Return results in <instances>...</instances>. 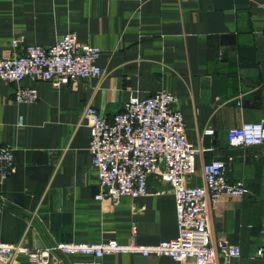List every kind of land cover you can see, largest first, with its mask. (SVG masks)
I'll return each mask as SVG.
<instances>
[{
	"label": "crops",
	"instance_id": "1",
	"mask_svg": "<svg viewBox=\"0 0 264 264\" xmlns=\"http://www.w3.org/2000/svg\"><path fill=\"white\" fill-rule=\"evenodd\" d=\"M68 33L102 50V77L60 87L25 78L23 87L38 90L34 103L18 102L17 85L0 78V144L15 162L0 178V242L47 249L177 238L176 200L156 175L145 196L118 205L97 199L101 180L82 117L92 105L112 119L132 95L166 91L179 98L187 137L199 149L187 186H203V165L218 159L228 163L229 180L249 190L222 196L210 210L214 244L228 240L241 250L239 258L219 252L218 264H264V145L228 141L231 129L264 121V0H0V59L16 36L52 46ZM208 128L215 134L205 135ZM54 257L49 264H179L134 253ZM11 264L38 263L22 255Z\"/></svg>",
	"mask_w": 264,
	"mask_h": 264
},
{
	"label": "built area",
	"instance_id": "2",
	"mask_svg": "<svg viewBox=\"0 0 264 264\" xmlns=\"http://www.w3.org/2000/svg\"><path fill=\"white\" fill-rule=\"evenodd\" d=\"M13 51L0 59V78L17 85L16 100L34 103L38 90L23 87L25 78L49 82L55 87L79 79H95L104 75L99 65L102 50L80 42L74 33L59 38L52 46L25 44L24 36L12 40ZM175 95L161 91L141 99L132 95L124 110L112 119L102 116L87 105L82 117L92 134L90 152L100 181L98 200L110 199L118 205L125 196L148 194L149 178L156 175L169 185L175 197L179 235L159 244L143 245L115 240L102 243H57L47 249H30L20 244L0 242V263H14L27 256L38 264H49L54 254H86L98 259L118 253H134L145 257L169 256L184 264H218V253L239 258L241 250L228 240L214 244L210 229V210L224 195L244 197L249 190L243 181L231 182L229 165L214 160L203 165L204 185L187 186L196 172L197 146L187 137L186 122L177 107ZM205 135H213L208 128ZM230 147L264 145V121L248 122L228 132ZM15 171L14 152L0 144V178L6 180ZM259 256L264 249H259ZM55 258V257H54ZM73 264H102L100 261Z\"/></svg>",
	"mask_w": 264,
	"mask_h": 264
}]
</instances>
